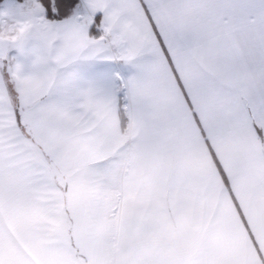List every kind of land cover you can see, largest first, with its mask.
I'll return each instance as SVG.
<instances>
[{
  "label": "crops",
  "instance_id": "obj_1",
  "mask_svg": "<svg viewBox=\"0 0 264 264\" xmlns=\"http://www.w3.org/2000/svg\"><path fill=\"white\" fill-rule=\"evenodd\" d=\"M81 2L10 8L0 264H264V0Z\"/></svg>",
  "mask_w": 264,
  "mask_h": 264
},
{
  "label": "rangeland",
  "instance_id": "obj_2",
  "mask_svg": "<svg viewBox=\"0 0 264 264\" xmlns=\"http://www.w3.org/2000/svg\"><path fill=\"white\" fill-rule=\"evenodd\" d=\"M36 3L31 4V8L27 7L26 9L35 10L36 6L38 5V8H41V5L35 1ZM28 3L22 4V8ZM12 6H20V3L16 0H6L2 7H0V63L2 66L4 65L6 67V70L9 71V74H11L10 77H13L14 75V66L17 60V57L19 56V48L22 44V27H15V23L18 22L22 24L26 28H30L29 32L32 30H35L34 25L36 24V16L33 11H12L10 8ZM40 6V7H39ZM34 13V14H33ZM43 14V13H42ZM45 15V13H44ZM5 20V21H4ZM48 21V20H47ZM92 24H96V21H92L90 23V27ZM30 25V26H28ZM98 29V28H97ZM99 31V37L101 36L100 30ZM72 32H68L67 35H63L61 32H58L56 35L58 36H52V44L56 45L58 42H62V45L67 46V48H70L73 46V42L76 43V51L79 50L80 44H78L75 40V38L72 35ZM104 38L110 43V48L112 51H115L114 45H112V42L108 39L109 36H104ZM81 56L80 53L76 52L75 57ZM30 59V57H29ZM120 67L119 64H116V76L120 73ZM115 87L117 90H120L117 80L115 79ZM126 92V91H125ZM12 141L14 140V137H16L15 133L12 132ZM11 141V142H12ZM18 141V139L16 140ZM18 144V142H15ZM12 142V144H15ZM17 151V150H16Z\"/></svg>",
  "mask_w": 264,
  "mask_h": 264
},
{
  "label": "trees",
  "instance_id": "obj_3",
  "mask_svg": "<svg viewBox=\"0 0 264 264\" xmlns=\"http://www.w3.org/2000/svg\"><path fill=\"white\" fill-rule=\"evenodd\" d=\"M6 0H0V7ZM19 3L37 1L43 8L45 17L50 22H61L73 18L78 11L81 10V0H16ZM100 17L96 18V22L100 23ZM92 37H99V31L96 24H92L90 28ZM124 118V126H126Z\"/></svg>",
  "mask_w": 264,
  "mask_h": 264
},
{
  "label": "built area",
  "instance_id": "obj_4",
  "mask_svg": "<svg viewBox=\"0 0 264 264\" xmlns=\"http://www.w3.org/2000/svg\"><path fill=\"white\" fill-rule=\"evenodd\" d=\"M118 82V85H119V95H122L124 96L125 94V91H126V82H125V78H124V75L122 74V71L120 70V73L119 75L116 76L115 78Z\"/></svg>",
  "mask_w": 264,
  "mask_h": 264
}]
</instances>
